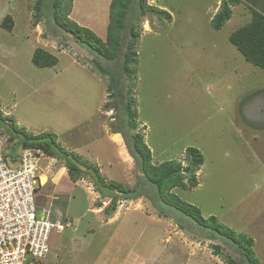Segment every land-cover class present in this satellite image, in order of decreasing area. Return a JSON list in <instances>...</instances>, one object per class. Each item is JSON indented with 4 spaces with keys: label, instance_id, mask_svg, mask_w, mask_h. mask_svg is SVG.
I'll return each mask as SVG.
<instances>
[{
    "label": "rangeland",
    "instance_id": "1",
    "mask_svg": "<svg viewBox=\"0 0 264 264\" xmlns=\"http://www.w3.org/2000/svg\"><path fill=\"white\" fill-rule=\"evenodd\" d=\"M37 3L0 0V108L7 118L0 122V154L19 158L25 152L20 145L24 135L12 127L13 116L29 133L57 134L63 150L77 154V159L70 158L80 166H98L90 173L130 187L139 184L144 194L120 200L109 216L105 209L111 199L102 195L90 174L74 182L64 159L36 151L37 204L55 217L72 220L64 230L52 231L43 264H227L215 254L214 244L240 257L223 239L198 232L191 218L156 203L157 188L139 173L126 142L124 133L131 131L127 124L120 126L126 122L124 114L106 108L119 98L109 94V77L94 69L93 54L56 28L48 5L38 17ZM110 3L74 0L70 16L106 39ZM148 4L172 15L170 20L152 13L141 16L137 8L131 18L141 36L133 92L138 127L153 162L178 160L186 169V149L199 148L205 161L196 172L198 185L173 192L198 206L205 217L215 215L252 236L264 264V93L239 109L243 97L264 88V69L246 60L229 39L252 13L246 5L234 6L231 19L215 30L212 19L223 0ZM8 14L15 20L12 30L2 26ZM129 36L124 35L125 46ZM37 47L54 53L58 64L36 66ZM122 60L101 62L119 76ZM126 82L123 76L124 99Z\"/></svg>",
    "mask_w": 264,
    "mask_h": 264
},
{
    "label": "trees",
    "instance_id": "2",
    "mask_svg": "<svg viewBox=\"0 0 264 264\" xmlns=\"http://www.w3.org/2000/svg\"><path fill=\"white\" fill-rule=\"evenodd\" d=\"M240 4L246 5L250 9L252 18L248 23L234 30L230 34L229 39L244 55L246 60L264 69V0H223L220 10L212 19V26L215 30H221L224 24L231 19L233 7ZM47 5L50 8L51 18L56 28L69 34L79 45L93 54L94 69L103 76L109 77V94L113 93L115 94L114 96L119 98L112 103H107L106 108L115 107L124 114L126 122L120 123V126L122 128L125 126L123 124H127V130L131 131L130 135L123 132L126 142L131 154L136 159L139 173L142 174L145 181L152 183L157 188L158 198L155 195L154 199L156 203L171 207L191 218L197 225L198 232H202L211 238H221L231 245L239 252L240 257H235L231 253L226 252L219 244L213 245L215 254L221 255L227 264H263L256 254L255 239L252 236L237 232L230 226L221 223L215 215L205 217L198 206L182 199L173 192L175 188L191 189L198 185L196 172L205 161L202 151L194 146H189L186 149V158L190 162L186 169L183 168L181 161L178 160H166L155 164L152 150L145 141L143 129L138 127L137 98L133 92L136 86L134 81L136 80L139 65L137 49L141 36L140 30L137 29V24L132 23L131 18L137 8L141 16L152 13L167 20L172 18L170 12L157 5L148 4V0H111L110 21L107 27L106 39H104L93 29L71 18L74 0H38L36 6L39 12L38 17L40 16L41 8L43 6L47 7ZM37 20L39 21L40 19ZM14 24L15 20L10 14L2 22V26L8 30H12ZM125 33L130 35L126 46L124 45ZM124 47H126L125 50ZM121 58L123 60L119 72L120 77L101 62V60L118 62ZM33 62L39 67H52L58 64L59 58L47 49L37 47L33 54ZM123 76H126V86H128L126 99H124L125 93H123L122 89L124 86L122 85ZM262 93H264V88H260L243 97L239 107L240 111L242 112L243 106L249 98ZM5 120L7 118H3L0 108V122ZM246 122L250 123L248 120ZM11 124L16 131L20 130V133L24 135L21 136L20 145L25 149L32 148L48 156L64 159L69 168L68 174L74 182L82 178V176L85 177V175L90 174L91 179L98 186L102 195L111 199V203L105 209L109 216L113 215L117 210L120 200L138 199L144 196L139 189V184L135 187H130L117 179L107 180L100 173H90V169L96 172L98 170V166L92 163H83V167L80 166V163L78 164L70 158L74 156L77 159V154L63 150L62 145L57 140V134L53 132L29 133L27 129L16 122V118L13 116ZM252 125L258 126L256 124ZM5 156L9 157L8 155ZM15 157L13 156V158ZM151 190L152 194H154L152 187ZM102 204V201L98 202L99 206ZM66 220L72 221L68 217Z\"/></svg>",
    "mask_w": 264,
    "mask_h": 264
},
{
    "label": "built area",
    "instance_id": "3",
    "mask_svg": "<svg viewBox=\"0 0 264 264\" xmlns=\"http://www.w3.org/2000/svg\"><path fill=\"white\" fill-rule=\"evenodd\" d=\"M24 151L14 160L0 154V264H43L52 231L72 224L37 204L36 150Z\"/></svg>",
    "mask_w": 264,
    "mask_h": 264
},
{
    "label": "clouds",
    "instance_id": "4",
    "mask_svg": "<svg viewBox=\"0 0 264 264\" xmlns=\"http://www.w3.org/2000/svg\"><path fill=\"white\" fill-rule=\"evenodd\" d=\"M27 149H32V148H27ZM25 150H26V149H25ZM3 156H4V155H3ZM4 157H5V156H4ZM5 158L13 159V160H14V159H17V158H11V157H10V158H9V157H5Z\"/></svg>",
    "mask_w": 264,
    "mask_h": 264
},
{
    "label": "crops",
    "instance_id": "5",
    "mask_svg": "<svg viewBox=\"0 0 264 264\" xmlns=\"http://www.w3.org/2000/svg\"><path fill=\"white\" fill-rule=\"evenodd\" d=\"M11 158H13V157H11ZM68 217V216H67ZM67 217H65V218H67ZM68 218H70V217H68Z\"/></svg>",
    "mask_w": 264,
    "mask_h": 264
}]
</instances>
